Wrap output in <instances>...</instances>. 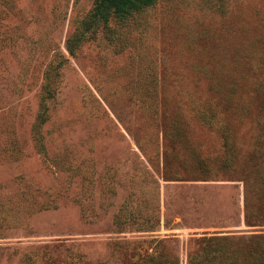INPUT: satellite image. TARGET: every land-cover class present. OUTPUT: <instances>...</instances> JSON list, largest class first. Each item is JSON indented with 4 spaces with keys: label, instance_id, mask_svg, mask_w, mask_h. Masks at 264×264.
Wrapping results in <instances>:
<instances>
[{
    "label": "rangeland",
    "instance_id": "374dc122",
    "mask_svg": "<svg viewBox=\"0 0 264 264\" xmlns=\"http://www.w3.org/2000/svg\"><path fill=\"white\" fill-rule=\"evenodd\" d=\"M94 3L0 0V264H135L151 240L186 264L196 238L264 235V0L87 31Z\"/></svg>",
    "mask_w": 264,
    "mask_h": 264
},
{
    "label": "trees",
    "instance_id": "16d2710c",
    "mask_svg": "<svg viewBox=\"0 0 264 264\" xmlns=\"http://www.w3.org/2000/svg\"><path fill=\"white\" fill-rule=\"evenodd\" d=\"M155 0H95L94 7L88 22L84 23L85 30L94 31L97 25L108 24L113 18L124 20L133 14L145 11L152 7ZM90 27V28H88ZM74 46L69 47V53H73ZM245 221L248 226L252 223L251 213L247 207ZM163 241H149L147 252L139 255L135 264H177L172 257L165 255L159 248ZM200 251L188 253L186 264H264V235H254L248 238H240L232 235L211 234L194 239ZM257 244L261 246V252H251L248 247ZM192 246H190L191 248ZM245 247V249H241ZM144 256V257H141ZM246 258H250L246 260ZM255 259V262H251Z\"/></svg>",
    "mask_w": 264,
    "mask_h": 264
}]
</instances>
